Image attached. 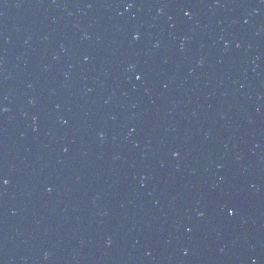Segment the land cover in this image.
<instances>
[{
	"label": "water",
	"instance_id": "water-1",
	"mask_svg": "<svg viewBox=\"0 0 264 264\" xmlns=\"http://www.w3.org/2000/svg\"><path fill=\"white\" fill-rule=\"evenodd\" d=\"M0 264H264V0H0Z\"/></svg>",
	"mask_w": 264,
	"mask_h": 264
}]
</instances>
